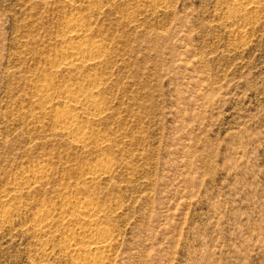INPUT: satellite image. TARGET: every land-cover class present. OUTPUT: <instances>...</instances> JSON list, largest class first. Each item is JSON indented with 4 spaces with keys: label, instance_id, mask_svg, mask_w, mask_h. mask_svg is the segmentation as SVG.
Listing matches in <instances>:
<instances>
[{
    "label": "rangeland",
    "instance_id": "374dc122",
    "mask_svg": "<svg viewBox=\"0 0 264 264\" xmlns=\"http://www.w3.org/2000/svg\"><path fill=\"white\" fill-rule=\"evenodd\" d=\"M86 255L264 264V0H0V264Z\"/></svg>",
    "mask_w": 264,
    "mask_h": 264
},
{
    "label": "bare ground",
    "instance_id": "6f19581e",
    "mask_svg": "<svg viewBox=\"0 0 264 264\" xmlns=\"http://www.w3.org/2000/svg\"><path fill=\"white\" fill-rule=\"evenodd\" d=\"M235 1L238 2V3H241V5L244 4L246 6H249L252 3L256 2V0H235ZM69 25H70V27H69L70 30L68 29L69 32L76 31L78 29V26H79L77 23H72V22ZM87 52H89V51H88V49L85 46H83V44H80V45L78 44V45L72 46L69 50H67L66 57H65L66 58V63L65 64L67 66H71L73 64H76V63L82 61L83 58L85 57V54ZM84 61H86V59ZM81 95H84V94H81ZM78 99H81V98H78ZM78 103H79V101L73 102L72 104H70L71 110H74V109L77 110L79 108V106H78L79 104ZM86 110H88V109H86ZM74 120H75V118L72 116V114H70V113L69 114H65L64 113V114H60L58 116L57 124H59V126L63 130H66V131L70 132L71 135L74 136V139H75V141L77 143H83L86 140V134L85 133H80L78 130L76 131L74 129V126H73L74 125ZM87 208L88 207H86L84 209V211H83V214L84 215H87L88 209L90 210V208H88V209ZM81 210H83V209L81 208ZM38 216H40V215H38ZM47 216H48V214H47ZM47 216L46 215L45 216L44 215H41L39 217V220L40 221H43L45 218H47ZM107 236H108V233H104V232H102V233L100 232L98 234L97 233H90L89 240H88L89 243L88 244H89V246H91L93 248L95 247L96 249L106 248L107 245H108ZM97 262H100L99 258L94 257V256H88V255H86V257L82 260V262L80 264H96Z\"/></svg>",
    "mask_w": 264,
    "mask_h": 264
}]
</instances>
